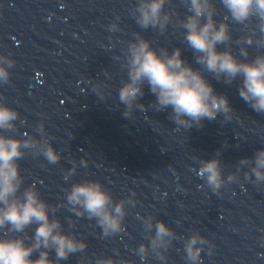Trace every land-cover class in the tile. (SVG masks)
Here are the masks:
<instances>
[{
    "label": "clouds",
    "instance_id": "clouds-1",
    "mask_svg": "<svg viewBox=\"0 0 264 264\" xmlns=\"http://www.w3.org/2000/svg\"><path fill=\"white\" fill-rule=\"evenodd\" d=\"M220 2L228 16L218 22L215 19L218 10L213 0H183L190 14L178 19L176 24L185 30L184 41L194 52L195 63L217 81L231 84L239 78V96L255 112L264 114V52H258L253 59L248 60V48L241 46L240 55L245 59L235 55L231 47L229 23L243 25L249 31L237 43L264 49V0ZM165 4L166 0H138L132 15L142 28L151 26L164 32L174 15L171 11H164ZM109 30H119L118 24L113 22ZM133 35L135 39L128 42L126 63L123 65L127 69L128 79L118 92L119 102L126 106L123 112L125 118H131L134 109L145 110V106L138 101L144 95L143 87L147 84L156 97V102L151 106L156 111L171 108L168 118L177 126V131L181 127L186 130L193 126L202 127V121L215 120L218 115L223 116L225 123L233 119L234 110L228 98L215 92L200 68H193L182 58L181 48L173 49L171 54L165 48L157 51L139 33ZM219 45H224L222 50L218 48ZM13 63L9 61L7 67L0 64V82H9L8 68ZM105 87L101 82L92 85L100 100L105 99ZM18 119L19 113L14 108L0 102V130L16 131L14 122ZM35 131L39 139L28 134L21 139L0 133V229H6L5 237H0V264H58L59 260H66L70 254L81 252L87 247L84 240H78L74 234L63 231L60 220L55 217L61 205H49L41 198L35 185L23 187L24 177L18 163L23 157L29 154L43 155L53 164L61 159L60 153L48 139L43 120ZM220 155L218 150L214 158L199 160L197 174L213 192L239 179L237 173H230L224 178ZM80 164L86 167L87 160L81 159ZM244 166L249 168L244 173L246 179H251L254 174L253 183H264V148L257 150L252 158H241L237 172ZM76 170L77 164L73 161V167L66 177L75 174ZM66 201L77 215L86 214L88 218L95 219L104 236L123 232L126 205L135 207L137 203L134 192L127 199L115 201L112 193L98 180L73 183L66 192ZM140 219L150 245L141 243L137 253L144 257L151 249L161 260H165L164 251L177 238L176 233L163 220H156L151 214ZM32 225L36 227L30 243H26L24 235H8L24 233ZM206 243L209 241L199 232H193L185 241L189 264H199L202 246ZM52 250L55 251V260L49 258ZM34 253H38L37 259L31 258ZM95 264L117 262L111 257H102ZM119 264L125 262L121 260Z\"/></svg>",
    "mask_w": 264,
    "mask_h": 264
}]
</instances>
